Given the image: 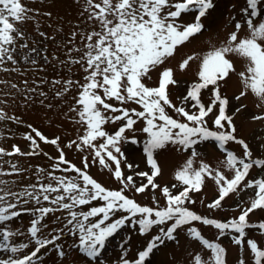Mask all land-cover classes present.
Wrapping results in <instances>:
<instances>
[{
    "label": "snow or ice",
    "instance_id": "6c2138e0",
    "mask_svg": "<svg viewBox=\"0 0 264 264\" xmlns=\"http://www.w3.org/2000/svg\"><path fill=\"white\" fill-rule=\"evenodd\" d=\"M213 7L212 0H86L84 11L88 14L87 20L98 25L99 30L94 26L92 31L81 37L83 49H68V63L81 65L85 72L84 83L71 79L53 81L54 85H62V92L58 91V96L70 91L74 85L79 89L74 98L76 106L69 111L76 113V123L84 126V133L61 147L59 137L49 139L28 125L30 132L24 135V139L29 142V151H22L17 145H12L11 151L0 147V158L47 155L40 148L41 142L55 146L59 153L57 157H49L53 161L51 170L37 167L36 182L21 191L12 190L11 185L15 181L0 180V252L10 254L7 259H0V264H41L42 257L39 254L49 245H54L63 259L66 253L56 242L65 230L78 239V244L74 243L73 247L90 261L100 264L99 257L107 242L125 226H135L140 235H146L154 226L169 222L166 229L161 227L159 233L138 252L134 261L122 256V264H146L154 250L166 241L175 240L174 233L184 226H188L187 234L191 239L210 251L207 260L196 254L193 264H227L226 249L220 243L205 238L193 226L197 222L215 228L218 232L216 241L234 234L235 245L242 246L246 242L253 258L252 264H264V248L255 240L245 241L249 228H256L264 235V222L251 224L248 219L254 211L264 210V178L248 179L253 168L264 169V158H254L249 143L238 136L235 116L247 106L240 104L229 114L231 101L222 93L231 74H236L242 88L233 99L241 101L251 94L258 101L257 107L264 108V20L256 22L257 17L264 16V0H246V7L242 10L246 16L244 25L236 23L235 30L219 47L213 45L206 53L191 54L181 60L178 65L181 71L190 67L191 62L199 63L196 81L179 98V106L172 102L168 92L170 85L178 84L173 69L165 68L160 73L156 87H149L144 82L151 79L150 73L173 57L180 46L202 32L201 18ZM194 10L197 12L195 22L182 23V14ZM30 11L21 0H0L2 71L9 70L2 67L8 62L17 64L14 55L16 42L18 38L23 39L24 34L15 25L32 19L28 15ZM244 26L248 29V35L241 38L239 32ZM76 35L72 34L73 40ZM21 47L26 48L28 45L23 44ZM73 51L80 53L79 58L71 56ZM36 52L35 48L30 50V54ZM230 56L245 61L244 70L237 72ZM24 59L27 61L29 56ZM31 63L35 65L37 61L31 59ZM205 90H210L208 104L202 98ZM110 100L115 101L116 105L108 103ZM128 103H134L142 110L122 107ZM168 109L182 119L174 118ZM251 119L264 121V114L253 115ZM3 120L20 122L19 118L0 110V121ZM138 120L144 122L142 131L147 139L143 143V152L151 171L125 176L122 160L126 157L120 145L129 142L125 133L135 131ZM118 121L123 123L114 133L105 130L107 123ZM97 140L102 142L97 144ZM206 141L215 142V146L223 153L221 163L231 172V177L219 167L213 168L203 161L198 167L193 166L200 155L196 146ZM130 143L135 144L137 141L133 138ZM230 143L239 145L241 154L230 150ZM168 146L182 151L190 150L189 158L174 175L181 187L177 193H173L168 186L161 188L155 182L161 175L155 154ZM73 147L78 152H88L82 158V167L76 166L66 157L64 148ZM89 156L91 164L98 162L112 173L113 178L121 184L119 190L104 187L89 174ZM125 166L130 172L134 167L132 164ZM10 167L11 172H5L0 167V176L19 175L24 171L16 164L10 163ZM57 172L61 175H56ZM134 177L145 178L146 183L137 185ZM45 179L49 182L44 183ZM207 179H211L218 190V196L207 205L209 209L222 208L226 197L246 189H255L254 198L246 207H240L237 217L223 222L199 215L187 205L195 203L190 193L201 191ZM149 187L153 191L160 189L165 198L163 207L155 197L153 202L156 206L150 207L142 206L124 194L127 190L141 194ZM171 187L176 188L177 184ZM95 201L100 202L98 206H92L87 211L77 210ZM30 203L34 206L24 207ZM57 212L67 213L63 217L66 220L64 227L53 229L45 235L44 229L48 227L44 223L46 217ZM24 213L32 216L27 228L28 242L16 244L12 242L13 238L25 233L19 229L13 231L8 224ZM117 213L126 215L117 217ZM61 219L60 216L56 217L57 221ZM126 243V240L123 241L122 246ZM30 244H34L33 250L25 252ZM238 264H246V261L241 259Z\"/></svg>",
    "mask_w": 264,
    "mask_h": 264
},
{
    "label": "rangeland",
    "instance_id": "374dc122",
    "mask_svg": "<svg viewBox=\"0 0 264 264\" xmlns=\"http://www.w3.org/2000/svg\"><path fill=\"white\" fill-rule=\"evenodd\" d=\"M21 2L23 6L32 10L28 13L32 19L15 25L24 34V38H18L16 42L14 55L17 64L13 65L8 62L2 67H6L9 70H0V110L6 112L9 116L19 118L20 122L14 120L0 121V147L11 151V146L17 145L22 151H29V142L24 139V135L30 132L28 125L38 129L49 139L59 137L60 146L63 147L70 141L78 139L84 133V126L76 123L78 119L76 113L69 111L70 108L76 106L74 98L77 97L79 89L74 85L70 91L58 96L57 92H62V85H54L53 81L71 79L84 83L85 72L81 65L68 63V49H83L84 42L81 37L92 31L94 26L96 30H99V27L94 22L87 20L88 14L84 11L86 0H21ZM212 3L214 7L209 9L201 19L204 25L202 32L191 38L190 42L180 46L173 57L150 73L151 79L144 81L147 86L156 87L158 86L160 73L165 68L173 69L174 79L178 84L170 85L168 92L172 102L178 106L180 105L179 98L185 95L187 88L196 81L199 63L198 61L191 62L190 67L181 71L178 67L181 60L191 54L206 53L213 45L219 47L226 41L229 34L235 30V24L239 22L244 25L246 19L245 13L242 11L246 7V0H212ZM194 13L195 10L182 14L181 22L184 24L192 23ZM260 20H264V16L256 18L257 23ZM40 33L45 35L41 36ZM73 33L77 34L74 40L72 39ZM247 35L248 29L244 26L241 28L239 36L244 38ZM23 44H27L28 47L22 48L21 45ZM33 48L37 52L30 54V50ZM25 56H29L27 61L24 59ZM71 56L79 58L80 53L73 51ZM31 59H35L37 63L33 65ZM230 59L233 60L237 72L244 70L245 61L235 56H230ZM13 84L16 85L15 88L12 87ZM241 88L242 85L238 76L231 74L222 88V93L231 101L229 114H232L234 109L240 104L247 106L246 109L235 116L238 136L249 143L254 158H264V121L251 119L253 115L264 114V108L257 107L258 101L251 94L246 98H242L241 101H235L233 97L239 94ZM31 89H35V91H30ZM41 92L44 93L43 96L40 95ZM202 98L203 102L208 104L210 102V90H205L202 93ZM108 103L116 105V102L112 100L108 101ZM122 107L142 110L134 103H128L122 105ZM168 112L174 118L182 119L177 117L171 109H168ZM122 123L123 121L107 123L104 128L111 134ZM209 126L211 127V119L209 120ZM143 127L144 122L138 120L134 126L135 131L125 133L129 142H123L120 145L126 157V159L122 160V170L125 176L134 174V172L150 173L151 171L148 164L144 162L143 143L147 136L142 131ZM133 138L137 143H130ZM101 142L102 140L96 141L97 144ZM40 148L47 155L5 156L0 158V167L5 172H11L10 163L24 169L19 175L0 176V180L15 181V184L11 185V187L13 191L17 192L29 184L35 183L37 180V167L50 171V165L53 161L49 157H57L59 155L57 148L53 145L41 142ZM228 148L238 155L242 152L240 146L234 143H230ZM196 150L200 155L194 161V167H198L200 162L203 161L213 168L219 167L225 175L231 177V172L225 169L221 163L224 155L215 149L213 142H202L196 146ZM64 152L67 159L78 167H82V158L88 155V152L76 151L75 147L72 149L64 148ZM189 156L190 150L182 151L174 146L159 150L155 154V158L161 168V175L156 178L155 182L161 188L168 186L173 193L179 192L181 187L174 179V175ZM89 162L91 164V156H89ZM127 164L134 166L131 172L125 166ZM88 172L108 189L119 190L121 188V184L113 178L112 173L100 166L98 162L91 164ZM56 175H61V173L57 172ZM69 175L74 174L69 173ZM134 178L137 185L146 183L145 178ZM258 178H264V169L253 168L248 179ZM43 182L48 183L49 181L45 179ZM173 184H177V187L172 188ZM124 194L142 206L155 207L153 197L159 201L161 207L165 205V198L159 188L153 191L149 187L141 194H136L134 190H127ZM190 195L195 201L194 204L187 205L190 209L199 215L223 222L240 214V207H246L248 202L254 198L255 189H246L242 192L230 194L222 202V208L215 210L207 207L218 196L217 187L211 179L206 180L201 191L190 193ZM99 203V201H95L91 205H86L77 210L87 211L88 208L98 206ZM33 206L30 203L24 207L31 208ZM116 215L119 217L120 215H126V213H117ZM57 216L62 217V219L57 221ZM66 216V212L49 214L44 221L48 225L44 229V234L47 235L53 229L63 228L66 223L63 217ZM31 219V214L24 213L19 218L9 222L8 226L13 231L19 229L25 233V235L14 237L13 243L28 242L27 228ZM248 219L249 223L264 222V210L258 209L254 211L249 215ZM170 223L154 226L146 235H140L138 228L135 226H125L107 242L106 248L102 251L101 257H99L100 264H122V256L129 261H134L138 252L143 250L149 240L159 233V229L161 227L166 229ZM193 226L209 241L218 242L226 249L227 264H238L241 259L245 260L246 264H252L253 258L247 250L246 242L242 246L235 245L233 243L234 234H229L216 241L218 232L215 228L204 226L198 222ZM187 227L184 226L177 229L174 233L175 240L166 241L155 249L146 264H193L196 254L207 260L210 256V251L204 249L198 242L188 236ZM248 239L255 240L261 248H264V238L256 228L246 230L245 241ZM125 240L127 243L122 246V242ZM56 243L64 249L65 257L63 259L60 258L55 246L49 245L47 248L42 249L39 254L42 257L41 264H96L95 261H90L77 248L73 247L74 243L78 244V239L76 236L68 234L67 230ZM33 247L34 244H30L25 252H30ZM9 255V253L0 252V259H7Z\"/></svg>",
    "mask_w": 264,
    "mask_h": 264
}]
</instances>
